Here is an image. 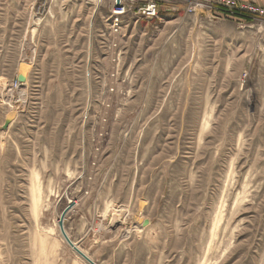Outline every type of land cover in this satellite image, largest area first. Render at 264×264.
Instances as JSON below:
<instances>
[{"label": "rangeland", "instance_id": "1", "mask_svg": "<svg viewBox=\"0 0 264 264\" xmlns=\"http://www.w3.org/2000/svg\"><path fill=\"white\" fill-rule=\"evenodd\" d=\"M62 3L33 11L48 39ZM124 4L119 34L98 1L78 47L19 88L8 62L27 49H0V264H87L59 230L71 202L65 228L98 264H264V24Z\"/></svg>", "mask_w": 264, "mask_h": 264}, {"label": "crops", "instance_id": "2", "mask_svg": "<svg viewBox=\"0 0 264 264\" xmlns=\"http://www.w3.org/2000/svg\"><path fill=\"white\" fill-rule=\"evenodd\" d=\"M52 2H63L61 6H65L63 16L53 15L54 20H51L50 26L52 29L49 33L53 38L48 39L45 35L47 30L45 27V19L49 16L38 17L37 19L33 15V11L36 9L38 0H0V8L2 6L5 10H16V13L7 14L6 23L0 25V49H24L27 51L23 54L19 53L15 56L16 60H12L8 63L17 64L18 68L21 64L28 66L30 73L31 65L39 64H54L55 60H51L53 55L59 53L58 50H64V55H69L77 48L78 45V33L83 32L86 23L89 19L95 18L99 13V0H51ZM149 0H138V4H146ZM164 3L160 7V16H170L167 12L182 13L186 11V0H159ZM158 1V3H159ZM241 3H252L264 7V0H238ZM100 2V1H99ZM3 3V4H2ZM77 8H70L74 5ZM165 5V6H164ZM52 9H54L52 7ZM164 12V13H162ZM57 11H54L56 14ZM134 14V13H133ZM135 15V14H134ZM178 15V14H174ZM137 16V15H135ZM159 16V17H160ZM138 17V16H137ZM139 18V17H138ZM60 19L61 21H58ZM125 20V18H123ZM145 19V18H143ZM155 19V18H154ZM152 20V19H150ZM245 21V20H243ZM124 22V21H123ZM60 27H65L60 31ZM54 29V30H53ZM66 29V30H65ZM56 52V53H55ZM18 74V71H17ZM29 74L27 75L28 79ZM75 212H80L81 209L77 208ZM75 216L76 213L72 214ZM74 218V219H75ZM70 213L67 216L65 223L68 228L73 227L71 224ZM73 219V220H74ZM75 222V221H74ZM76 224H74L75 226ZM97 239L93 240L96 241ZM88 241V239H87ZM92 242V241H91ZM100 246L105 247L113 245L117 250L127 248L131 242L128 238L123 240H110L101 237L98 242Z\"/></svg>", "mask_w": 264, "mask_h": 264}, {"label": "built area", "instance_id": "3", "mask_svg": "<svg viewBox=\"0 0 264 264\" xmlns=\"http://www.w3.org/2000/svg\"><path fill=\"white\" fill-rule=\"evenodd\" d=\"M125 0H121L120 6L114 5L111 15V31L119 34L122 28L123 16L130 10L124 4ZM159 0H149L146 4L138 5L134 9V14L140 18L154 19L159 18ZM186 11L196 14L202 12L205 8L222 17H237L242 20L253 19L259 20L264 24V7L252 3H241L238 0H186ZM15 88H19L21 83L15 79L13 83Z\"/></svg>", "mask_w": 264, "mask_h": 264}, {"label": "water", "instance_id": "4", "mask_svg": "<svg viewBox=\"0 0 264 264\" xmlns=\"http://www.w3.org/2000/svg\"><path fill=\"white\" fill-rule=\"evenodd\" d=\"M121 3V0H116V6L119 7ZM27 70L24 64H21L19 66V71H18V75H17V80L20 83H24L27 79ZM14 120V116H7L6 120H5V124L3 126L4 129H7L10 124L13 122ZM75 203L71 202L68 204V206L63 210L62 214L59 217V222H58V226H59V230L60 233L63 237V239L65 240V242L84 260L86 261L87 264H98L94 259H92L78 244H76L71 237L69 236L66 228H65V220L67 215L69 214V212L74 208ZM148 223L147 220L143 221V225H146Z\"/></svg>", "mask_w": 264, "mask_h": 264}, {"label": "bare ground", "instance_id": "5", "mask_svg": "<svg viewBox=\"0 0 264 264\" xmlns=\"http://www.w3.org/2000/svg\"><path fill=\"white\" fill-rule=\"evenodd\" d=\"M99 1L101 2V0H99ZM113 1H114V3L116 2V0H113ZM244 26H245V25H244ZM20 93H21V92H20ZM21 100H22V99H21ZM76 203H77V202H76ZM76 205H77V204H76ZM76 205H75V206H76ZM69 247H70V246H69Z\"/></svg>", "mask_w": 264, "mask_h": 264}, {"label": "trees", "instance_id": "6", "mask_svg": "<svg viewBox=\"0 0 264 264\" xmlns=\"http://www.w3.org/2000/svg\"><path fill=\"white\" fill-rule=\"evenodd\" d=\"M229 18H231V19H238V18H233V17H229Z\"/></svg>", "mask_w": 264, "mask_h": 264}]
</instances>
